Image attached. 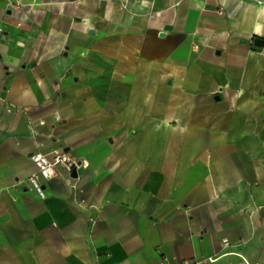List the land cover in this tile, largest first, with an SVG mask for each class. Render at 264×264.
I'll return each mask as SVG.
<instances>
[{"label":"crops","instance_id":"crops-1","mask_svg":"<svg viewBox=\"0 0 264 264\" xmlns=\"http://www.w3.org/2000/svg\"><path fill=\"white\" fill-rule=\"evenodd\" d=\"M186 262L264 264V0H0V264Z\"/></svg>","mask_w":264,"mask_h":264},{"label":"built area","instance_id":"built-area-1","mask_svg":"<svg viewBox=\"0 0 264 264\" xmlns=\"http://www.w3.org/2000/svg\"><path fill=\"white\" fill-rule=\"evenodd\" d=\"M30 160L34 163L36 170L27 178L28 183L39 188L44 181H48L57 175V167L62 166L71 173L81 164L73 160L66 152L62 150H53L49 153L32 152L29 155ZM212 262V259H208ZM185 264H198L197 262Z\"/></svg>","mask_w":264,"mask_h":264},{"label":"water","instance_id":"water-1","mask_svg":"<svg viewBox=\"0 0 264 264\" xmlns=\"http://www.w3.org/2000/svg\"><path fill=\"white\" fill-rule=\"evenodd\" d=\"M255 44H258V45L260 44L258 39L255 40ZM71 176H72V177H75V176H76V174H75V169L72 170V172H71Z\"/></svg>","mask_w":264,"mask_h":264}]
</instances>
